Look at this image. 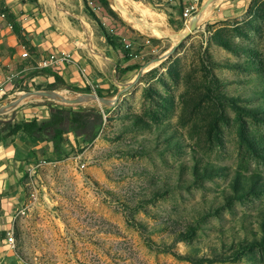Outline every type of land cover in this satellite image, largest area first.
<instances>
[{
  "label": "rangeland",
  "instance_id": "obj_1",
  "mask_svg": "<svg viewBox=\"0 0 264 264\" xmlns=\"http://www.w3.org/2000/svg\"><path fill=\"white\" fill-rule=\"evenodd\" d=\"M27 1L74 68L24 73L0 123L106 114L92 142L69 138L24 172L23 262L264 264V0H199L185 21L170 0H108L109 14L98 0Z\"/></svg>",
  "mask_w": 264,
  "mask_h": 264
},
{
  "label": "crops",
  "instance_id": "obj_2",
  "mask_svg": "<svg viewBox=\"0 0 264 264\" xmlns=\"http://www.w3.org/2000/svg\"><path fill=\"white\" fill-rule=\"evenodd\" d=\"M127 1L129 0L120 3L126 5ZM186 2V0H170L168 10L175 20H178L177 13L181 6H185ZM0 5L7 9L8 17L16 27L10 30L3 24L0 25V80L8 73L17 71L21 68L20 66L31 64L30 62L37 61L50 52L66 51L71 55L68 50L69 46L62 43L63 38L48 29V20L38 14L36 8L27 0H0ZM17 27L20 32L17 31ZM23 47L29 50L30 60H23L20 57ZM66 64L70 65L68 70L74 68L73 62L58 63L55 68L49 70L60 69L64 71V67L65 69L68 67ZM24 73L30 74L28 82L46 75L44 73L35 75L34 72L28 70L21 74L22 77H25L26 74ZM10 90L8 88V94ZM38 116L37 113L27 115L25 119ZM44 116L47 115L44 114ZM54 154L50 143L36 142L21 133L0 141V264H26L14 250V247L11 248L6 242L5 232L13 229L24 204L22 189L24 172L35 165L37 161Z\"/></svg>",
  "mask_w": 264,
  "mask_h": 264
},
{
  "label": "trees",
  "instance_id": "obj_3",
  "mask_svg": "<svg viewBox=\"0 0 264 264\" xmlns=\"http://www.w3.org/2000/svg\"><path fill=\"white\" fill-rule=\"evenodd\" d=\"M98 2L108 14L111 12L108 0H98ZM17 31L20 32L18 27ZM105 37L108 44L111 45L110 38L106 35ZM33 72L34 74L41 72L49 74L54 78H59L54 73H50L48 69ZM86 90L88 89H83V91ZM105 114L106 111L95 108L70 106L49 112L47 116L41 118L8 119L0 123V141L21 133L23 136L32 138L36 142L50 143L55 154H64L67 147L72 145L69 142V136L76 143L79 140L86 143L92 142L102 129Z\"/></svg>",
  "mask_w": 264,
  "mask_h": 264
},
{
  "label": "built area",
  "instance_id": "obj_4",
  "mask_svg": "<svg viewBox=\"0 0 264 264\" xmlns=\"http://www.w3.org/2000/svg\"><path fill=\"white\" fill-rule=\"evenodd\" d=\"M196 3H199L198 0H187V4L182 9V18L184 21L186 19L190 18V14L192 11L195 10ZM3 24L5 27H7L10 30L14 29V22L10 20L8 17L7 9L0 5V25ZM128 44L125 45L127 47ZM20 57L23 60H30V53L29 50L26 47L22 48V51L20 53ZM72 58L69 52L66 51H60L58 53L56 52H50L47 55L42 56L37 61L30 62L31 64H25L21 68L17 69V71H12L4 76L2 80H0V100L3 99L4 96L8 95V88H17L16 84L20 83V80L22 78L21 74L25 71L31 70L33 71H40L45 69H52L55 68V66L58 65V63H71ZM12 229H9L5 232V238L6 242L10 245L11 248H13V242H12Z\"/></svg>",
  "mask_w": 264,
  "mask_h": 264
},
{
  "label": "water",
  "instance_id": "obj_5",
  "mask_svg": "<svg viewBox=\"0 0 264 264\" xmlns=\"http://www.w3.org/2000/svg\"><path fill=\"white\" fill-rule=\"evenodd\" d=\"M195 28V23H191L189 25V27L184 31V33L180 36L179 38V41L183 40L191 31H193ZM51 90V89H49ZM52 91V90H51ZM36 92V91H35ZM54 92V91H52ZM33 96V95H31ZM77 102H80V101H77ZM18 105H12L10 104L8 107H4V108H0V114H3V113H7L9 110H12L14 109L15 107H17Z\"/></svg>",
  "mask_w": 264,
  "mask_h": 264
},
{
  "label": "bare ground",
  "instance_id": "obj_6",
  "mask_svg": "<svg viewBox=\"0 0 264 264\" xmlns=\"http://www.w3.org/2000/svg\"><path fill=\"white\" fill-rule=\"evenodd\" d=\"M198 2H199V0H198ZM197 6H198V3H196V6H195V9L197 8ZM183 33V32H182ZM49 93L50 92H48L47 90H38V91H36V92H34L32 95L33 96H35V95H37V94H46V95H49ZM12 242H13V247H14V240H13V237H12Z\"/></svg>",
  "mask_w": 264,
  "mask_h": 264
}]
</instances>
